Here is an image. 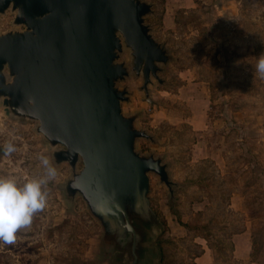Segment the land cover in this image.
I'll use <instances>...</instances> for the list:
<instances>
[{
  "label": "rangeland",
  "instance_id": "1",
  "mask_svg": "<svg viewBox=\"0 0 264 264\" xmlns=\"http://www.w3.org/2000/svg\"><path fill=\"white\" fill-rule=\"evenodd\" d=\"M143 1L151 5L144 22L168 61L147 94L119 34L116 63L129 73L116 86L127 91L123 114L150 136L137 138L135 150L161 158L169 183L149 173L155 220L135 221L139 261L70 191L82 159H59L66 147L37 119L7 113L0 96V177L21 185L44 177L41 156L57 173L44 188L46 207L14 244H0V264H264V78L253 69L264 53V0ZM16 14H0V35L26 29ZM4 74L12 82L7 67ZM9 143L16 150L6 154Z\"/></svg>",
  "mask_w": 264,
  "mask_h": 264
},
{
  "label": "water",
  "instance_id": "2",
  "mask_svg": "<svg viewBox=\"0 0 264 264\" xmlns=\"http://www.w3.org/2000/svg\"><path fill=\"white\" fill-rule=\"evenodd\" d=\"M12 7L24 31L0 35V96L7 113L37 119L39 130L66 150L59 159L83 169L69 183L80 192L104 230L128 242L139 261L143 237L135 225L155 220L148 196L149 173L169 183L166 165L153 154L135 150L139 137H150L122 112L127 91L116 83L128 75L116 63L125 44L133 69L148 94L159 64L168 61L151 35L143 0H0V14ZM13 76L6 81L4 69ZM151 103L153 100L148 97Z\"/></svg>",
  "mask_w": 264,
  "mask_h": 264
},
{
  "label": "clouds",
  "instance_id": "3",
  "mask_svg": "<svg viewBox=\"0 0 264 264\" xmlns=\"http://www.w3.org/2000/svg\"><path fill=\"white\" fill-rule=\"evenodd\" d=\"M253 69L255 75L264 78V53L258 56ZM15 150L11 143L4 147L6 154ZM40 160L46 170L42 178L30 179L21 185L16 177H0V244H14L19 230L29 227L35 214L46 207L44 188L57 173L46 156H41Z\"/></svg>",
  "mask_w": 264,
  "mask_h": 264
},
{
  "label": "crops",
  "instance_id": "4",
  "mask_svg": "<svg viewBox=\"0 0 264 264\" xmlns=\"http://www.w3.org/2000/svg\"><path fill=\"white\" fill-rule=\"evenodd\" d=\"M192 117H193V116H192ZM205 254H206V252H205ZM205 254H202L201 256H198L197 258H198L199 260H205V258H206V257H204ZM204 262H205V261H204Z\"/></svg>",
  "mask_w": 264,
  "mask_h": 264
}]
</instances>
